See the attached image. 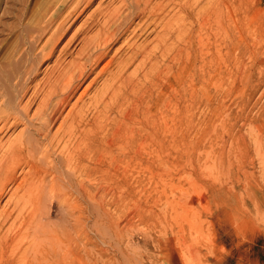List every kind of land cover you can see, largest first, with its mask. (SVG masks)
<instances>
[{
	"label": "rangeland",
	"instance_id": "rangeland-1",
	"mask_svg": "<svg viewBox=\"0 0 264 264\" xmlns=\"http://www.w3.org/2000/svg\"><path fill=\"white\" fill-rule=\"evenodd\" d=\"M73 1L0 0V128L9 119L7 130L0 131V165L14 142L23 136L31 140L32 145L34 142L35 153L45 163L42 165L51 162L44 183L48 186H44L35 200L38 209L36 218L33 217V221L48 232V264H264V0H195L194 3V0H180V3L154 0L152 6L143 5V9L152 10L151 14L146 13L152 17L136 16L134 25L114 46L109 58L103 60L71 96L61 116L63 118L75 104L80 108L89 103L103 86L107 75L99 74H104V65L124 37L123 42L137 44V49L147 45V49L151 46L150 50L157 53L158 47L164 49L171 39H176L174 48L166 50L167 57H160L165 62L158 60L162 64L157 63L153 72L156 76L152 75L157 84L154 91L158 83L162 86L157 88V93L153 90L151 94L138 92L140 107H129L128 123L121 125L112 140L117 148L97 141L95 163L84 162L76 171L65 165L59 153L48 158L43 156L48 145V128L40 129L39 134L38 127L48 119V110L42 114L40 107L47 100L49 83H53L57 73H62L73 59L80 41L85 35L91 37L96 32L95 20H89L94 9L97 11L94 13L107 14L121 6L122 0ZM136 6L132 4L131 10L124 7L122 11L134 12L139 9ZM189 8L194 16L180 21L181 29L177 27L176 36L173 34L172 38L165 33L166 21L176 19L174 16L185 18ZM156 11L166 19L164 24L152 20ZM86 21L93 27L83 35L79 30ZM60 25H66L64 36L59 41L54 38L49 42L55 27ZM156 34L158 39H155ZM161 34L164 41L160 40ZM49 49L53 53L48 56ZM173 53L177 54L176 59L171 57ZM59 56L62 62L57 61ZM138 60L135 63H139ZM95 77L97 80L93 82ZM157 99L163 102L157 103ZM20 110L28 118H24ZM36 111L40 112L39 116ZM145 114L147 117L143 118ZM61 116L51 125L50 134L57 132ZM31 124L32 129H29ZM153 126L159 127L157 134ZM117 128L109 131L107 138H111ZM143 128L147 130L143 133L149 141L161 143L160 151L152 145L139 154L136 149L121 153L118 147L126 146L128 134H137ZM22 130H29L26 134L31 135H27L30 139ZM97 136L101 137L99 140L104 138L103 134ZM119 154L123 159L133 158L126 170L116 162L109 165V156ZM85 171L90 175L94 172L93 181L86 179ZM18 172L19 178L9 183L7 191L1 195L0 213L4 208L13 209L17 198L11 194L28 168L22 166ZM79 182H83V186ZM92 192L97 194L98 200L88 198Z\"/></svg>",
	"mask_w": 264,
	"mask_h": 264
},
{
	"label": "bare ground",
	"instance_id": "bare-ground-1",
	"mask_svg": "<svg viewBox=\"0 0 264 264\" xmlns=\"http://www.w3.org/2000/svg\"><path fill=\"white\" fill-rule=\"evenodd\" d=\"M153 1L154 0H147V1H144V2H143V0H122V3H120L121 6L118 5L119 7L117 9H115V7H114L115 10H111L110 11L106 7L105 9L110 11V12L108 11L107 14L101 13L102 11L100 13L99 12L98 13H94L96 11L94 9V12H93L94 14L92 13L90 18L88 17L91 22H93L92 20H95L94 21V23H95L94 26H95V28L97 27V30L94 33V35L91 36V37L90 36L88 37L87 32L90 31L92 29V27H93L92 25L89 26V24L91 22L89 23L88 21H86L84 23L83 27L79 30V32H81L82 34L86 33L87 36L85 35V37H83V39L81 38L82 40L79 39V40H81L80 41L81 42L80 43V47L79 48L77 47L78 50H76V52L73 51V52H75V54L73 53L75 55V56H73V59L69 63L66 61L68 64L65 66L64 71L62 73H60V74L57 73L55 81L53 80L54 81L53 83L52 82L49 83L50 85H49L48 93L46 92L48 94L47 95V100H45V101L42 100V101H44V103L42 104V107H40V108H42V112L40 110V112L42 114L46 113L45 111L48 110V116H47L48 119H46L45 118L46 116L44 115V119H46V122H41L40 123L41 126L38 127L39 128L38 131L40 132L39 134H41L40 129H42V128H46L47 129L48 128V136H47L48 137V139H47L48 140V145L46 144L47 147L44 148V150H43L44 151L43 156L45 158H48V156L52 157L54 154L59 153V154L62 155L61 157H63L62 161L65 163V165L67 167H69L70 170L73 169L72 171H76V169L81 164H83L84 162H87V163H90V164L91 163H95V149H96L95 146L97 145V141L100 144H102V142L104 143V141H105L108 146H112V145L115 146V144H114V142H112V140L115 139L114 138L115 137V133L120 132L119 129H120L121 125L128 123V121H127L128 117L127 116H128V114L130 112H128V114H126V113H127V111H129V107H132V108L135 107L136 108L137 106H139V100L137 99L138 97L136 96L137 93L138 92H143V94L144 93H150L151 94L152 90L154 91V89H153L154 85L156 86L157 84H156V81L152 78L153 77L152 75L155 74L153 72L155 71L157 63L165 62V61H161L160 57H162V56H166L167 57L166 54L168 53V51H166V50L169 49L170 47L172 48V46L175 44L176 39H174L175 41L173 39H171V42L168 44V47L165 46L166 42L165 43L163 42L162 44H164L163 46H165L164 49L161 48V46H160L161 44L159 43L160 47L157 46L159 48V53H157L156 51L153 52V51L150 50L151 46L149 47V49H147V45H145L146 48L144 47V48H141V49H137L135 47L137 44L136 45L134 43L130 44L129 43L130 41L126 42V40H125L126 43L123 42L124 39L126 38V37H124L121 45L119 47H117V49L114 51V53L111 56V58L104 65V69H102L104 74H99V76L107 75L106 79L103 82V86L96 91V93L92 96V98H90L89 103L83 104L80 108H78V104H75L72 108L69 109V111H67L68 112V113H66L67 115L63 114V118L61 116L62 115V110L68 105L69 101L71 102V99H72L71 96L73 94H75V91H77V89L86 80H88L93 75L92 73L94 72L95 68L103 60H105L106 58H109V56L112 54V51L114 50L113 49L114 46L121 41V39L124 36V34L127 31H129V29L131 28L132 25H134L133 23H134V19L136 18V16H139V15L146 16L147 12L148 13H150V12L152 13V10L148 11L147 8L143 9L142 6L143 5L152 6L151 4H153ZM177 1H179V3H180V0H177ZM92 2H93V0H88V3H92ZM161 2L159 1V3H161ZM181 2H182V0H181ZM192 2L194 3L195 0L192 1ZM192 2H191V4H192ZM183 3H185V1H183ZM132 4H136L139 9L136 8L134 10V12H129L131 10L130 6ZM156 4H157V2H156ZM56 6H54V7H56ZM99 6H100V4L98 5V7ZM162 6L164 8V5H162ZM75 7H76V5H75ZM124 7H125V9L126 8H130V10L128 9V12H126V14H125L126 10L124 12L122 11L124 9ZM165 7H167V6H165ZM53 9L55 10V8H53ZM155 9H156V7H155ZM161 10H162V7H161ZM105 11H103V12H105ZM163 11L164 10H162V12ZM157 12L158 11L154 12V13H156V17L152 18V20L154 22H161L162 23L166 19H164V16H162L161 13H159V12L157 13ZM169 12H170V10H169ZM78 13H80V12H78ZM165 13L167 14L168 12L165 11ZM165 13H164V15H165ZM179 13H180V10H179ZM66 14H67V12H66ZM71 14H73V13H71ZM96 14H98V16H96ZM150 14H148L146 16V17H148V19L152 17V16L149 17ZM174 14H172V15H174ZM176 15H177V13H176ZM95 16H96V19H95ZM100 16H101V18L104 19L103 21H101V18H99ZM185 16L186 17L183 18V19H179L180 16H174V17H176V19L170 16V19L173 18V20L172 19L171 20L167 19L169 21H166V24L164 25L166 27L165 33H169L171 35V37L173 38L172 35L176 32L175 30L177 29V27L181 29L180 23L185 21V20H189L191 18L192 10L190 8H189V10H188V12H187V14ZM67 17H69V16H67ZM144 19H146V18H144ZM74 20H75V18H74ZM52 21H55V20H52ZM62 21L64 22V18H63ZM144 21L145 20H143V22ZM190 21L188 23H186L188 26L191 24ZM150 22L154 23L152 21H150ZM151 23H149V25ZM139 24H140V22H139ZM163 24H164V22H163ZM182 24H181V26H182ZM57 25H59V23ZM65 26L66 25H60L57 28L55 27L56 30L52 33L49 42H51V40L54 39V38L56 40H58V41L60 39H62V37L64 36V33L66 32ZM156 26H157V23H156ZM149 27H151V26H149ZM191 27H192V25H191ZM161 29H163V26H162ZM136 30H134L135 31V35H136ZM189 30L191 31V29L188 28V31ZM142 31H144V30H142ZM159 31H160V29H159ZM163 31L164 30H162L161 32H163ZM158 32H155V33H158ZM75 33H77V32H75ZM137 33H139V32H137ZM165 33H163V34H165ZM178 33H179V31H178ZM182 33H183V31H182ZM186 33H188V32L186 31ZM190 33H189V35H190ZM130 34H131V32H130ZM158 34H156V38L155 39L159 38V36L157 37ZM170 35H169V37H170ZM183 35H185V34L183 33ZM161 36H162V34H161ZM163 36H162V39H160L161 41L165 40ZM130 37H129V39H130ZM136 37L137 36H135V38ZM181 38L179 36V39H181ZM133 39H134V37H133ZM186 39H188V37ZM146 40H147V38H146ZM160 40H158V42H161ZM134 41H136V40H134ZM134 41L132 40V42H134ZM156 42H157V40H156ZM176 43H177V41H176ZM186 45H188V44L186 43ZM140 46H141V44H139V47ZM178 46H179V44H178ZM48 47H49V43H48ZM65 47H67V46H65ZM154 48H156V47L154 46ZM173 48H174V46H173ZM65 49H67V48H65ZM175 49H177V48H175ZM182 49L183 48L181 46V50ZM125 51L126 52L128 51V53L125 54L124 53ZM176 52H178V51H176ZM52 53H53V50L49 49L48 56L52 55ZM68 54H70V53H68ZM173 55H174V53H173ZM173 55L171 57L173 59H176L175 56L177 54L174 55V56ZM166 57H164V58L166 59ZM187 57H186V62L188 63ZM59 58H60V56H59ZM139 58H141V59L138 60ZM159 59H160L161 62H158ZM137 60L139 61V63L137 62L138 64L135 63ZM57 61H61V58H60V60H57ZM189 62H191V61H189ZM134 63L137 64V65L135 66ZM57 64H59V63H55L56 66H57ZM161 64H159L158 66H160ZM181 64L185 65L186 63H182L181 62ZM59 65L62 66L61 64H59ZM133 65L135 67H134V69L132 68L133 69L132 71H130V69H131V67ZM164 65H166V64L164 63ZM164 65H163V67H164ZM59 67H57V68L59 69ZM112 67H114L116 69L112 70L111 69ZM166 67H167V65H166ZM182 67L184 68V67H187V66H183L182 65ZM54 68H52V70ZM164 69H165V67H164ZM189 70H190V66H189ZM57 71H59V70H57ZM60 71H61V69H60ZM179 71H180V68H179ZM179 71L176 72L177 75H179L178 74ZM172 72L174 73V71H172ZM105 73H107V74H105ZM51 74H52V72H51ZM54 74H53V76H54ZM157 74H160V73H157ZM171 75H175V74H171ZM51 76L52 75H50V78H51ZM154 76H156V75H154ZM164 76H163V78H164ZM184 76L185 75H183V77ZM189 76H190V74H189ZM167 77H165V78H167ZM159 79H160V76H159ZM159 79H158V81H159ZM185 79H186V77H185ZM96 80H97V78L95 77L93 79V82L96 81ZM91 85H92V83H91ZM160 86H162V85H160ZM160 86H159V83H158V86L156 87V91H157V88H159ZM160 90H158V93H159ZM85 91H88V88H86ZM156 91H154V92L157 93ZM160 92H162V91H160ZM34 94H36V93H34ZM138 96L140 98V95H138ZM154 96L155 95H153V97ZM165 96H166V94H165ZM43 99H45V97H43ZM160 99H162V98H160ZM163 99H165V97H163ZM160 101H162V100H160ZM160 101H158V99H157V103L160 102ZM145 102L147 104L148 101H145ZM164 102H165V100H164ZM142 103L143 102H141L140 104H142ZM150 105H151V103H150ZM39 106H41V105L39 104ZM155 108H156V106H155ZM148 109L145 110L146 111L145 113H147ZM21 110H20V113H22ZM38 110H39V108H38ZM134 110H136V109H134ZM158 110H160V107H159ZM162 110H163V108H162ZM23 111H24V109H23ZM141 111H140V113H141ZM16 112L19 113V110L16 111ZM24 112L22 113L23 115L25 114ZM38 112L36 111L35 113L38 114ZM138 112H139V110H138ZM17 113H14V114H17ZM2 114H4V112ZM22 114H19V115H22ZM164 115H162V116H164ZM38 116H39V114H38ZM58 116H61L60 118H62L61 124L59 123V127L57 128L58 129L57 132H54V134H50V132H49V130L51 129L50 127H52L51 125H53V123L58 119L57 118ZM64 116H65V118H64ZM140 116H142V114ZM35 117H33V118H35ZM145 117H147L146 114H145V116L143 118H145ZM149 117L150 116H148V118ZM24 118H28V117H25V115H24ZM41 118H40L39 121H42ZM134 119H135V116H134ZM137 119L138 118L136 116V120ZM150 119H152V118L150 117ZM159 119H160V117H159ZM143 120H145V119H143ZM7 121H9V119L6 120V123L3 124V126L0 128V131L4 130L8 126L7 125L8 124ZM16 121H19V120L16 118ZM163 121H165V120H163ZM24 122H26V121H24ZM136 122H138V121H136ZM30 123H31V121H30ZM148 123L150 124L149 120H148ZM166 123H168V122L166 121ZM20 124H23V123L21 122ZM155 124H157V123H155ZM172 124L174 125L173 122H172ZM32 125L33 124H31V128H29V129H32ZM153 125H154V123H153ZM158 125H160V124L158 123ZM14 126H16V125H14ZM37 126H36V128H37ZM116 126L118 128H117L116 131L113 132V136L111 138H107L109 131L113 130ZM147 126H148V124H147ZM27 127H29V126H26L25 128H27ZM33 128L36 129L35 127H33ZM140 128H142V127L140 126ZM152 128H153L152 130L157 134V132L159 130V127L153 126ZM138 129H139V127H138ZM6 130H7V128H6ZM22 131L25 132V134H26L29 130L27 132L24 131V130H22ZM143 131L145 132L147 130L143 128L140 131H138L137 134H135V133L131 134L132 132L131 133L129 132L130 134H128V136H127L128 140H126V146H119L118 147L119 151H121V153H122V152L126 151L127 149H130V150H135L136 149L135 150L136 153L139 154L140 152L144 151L145 149L147 150L148 147H150L152 145L155 146L156 150L160 151V149L162 148L161 143H159V142L156 143V142H153V141L152 142L149 141V138L144 135ZM42 132H44V131H42ZM45 132H47V130ZM263 132H264V130H263ZM98 133L99 134H103L104 138L99 140L101 137L97 136ZM259 133L261 134V131H259ZM28 134H29V132H28ZM28 134H26V137H28V136L31 137V135H28ZM30 134H31V132H30ZM33 135H35V134H33ZM44 135H47V134L45 133ZM34 138H36V137H34ZM41 138H42V136H41ZM27 139H30V138L28 137ZM109 139H111V140H109ZM131 141H132V143H131ZM41 143L42 142H40V144ZM43 144H45V143H43ZM130 144H133V145L128 147V145H130ZM33 145H34V142H33ZM33 145H32L31 140H26V138H24V136L22 138H20L19 140H16L14 142V144L11 146L9 152L7 153L5 162L0 165V200H1V195H3L4 192L7 191L8 184L11 183V182L16 181L19 178L17 176V174L19 173L18 169L20 167H22V166L28 168V172L27 173L24 172L25 174L23 173L24 174V178H23V180L21 179L22 182L13 190V192L11 194L12 196H16V198H17L16 202L14 203L13 209L12 210H8V209L4 208L2 210V212L0 213V264H48V239H46L47 235H48V232L43 230V228L41 227L40 224H38V223L36 224L33 221L34 220L33 217L36 216L35 215L36 214L35 211H37V209H38L37 208V202H35V200L38 199L37 196L39 194L41 195L42 192L45 189L44 188V186H45L44 183H45V180L48 177V167L51 166L50 165L51 162L49 163V165L46 164V166H44L45 163H42L40 161L41 159L38 158V154L35 153V150L37 151V149L35 148V145H34V147H33ZM38 146H40V145H38ZM97 147H99V145ZM113 150H114V148H113ZM109 155H110V151H109ZM121 155L119 154L118 156H114V155L109 156V158H110V160H108L109 161V165H113L116 162V163H118L119 166L124 167L125 170H126L127 168H129L131 166V164L133 162V158L132 159H129V158H127V159L124 158L123 159V158H121ZM49 161H51V160H49ZM100 161H99V163H100ZM2 162H3V160H2ZM46 162L48 163V161H46ZM41 163L44 164V165H42ZM155 163L156 162H154V165H155ZM56 165H58V164H56ZM87 166H89V165H87ZM80 169H82V168H80ZM90 171L88 170L89 173H90ZM86 172L87 171H85V173ZM93 173L91 175L90 174L86 175V179L88 181H91L93 179V178H91ZM95 176L96 175L94 174V177ZM75 179L77 180V177H75ZM78 179H80L79 176H78ZM95 179L96 178H94V180ZM53 181H54V179H53ZM79 184H80V182H79ZM80 185L83 186V182H81ZM47 186H45V187H47ZM19 191L23 192L22 195H20ZM88 198L90 200H98L99 199L97 194L93 193V192H92V194L89 195ZM8 202L10 204V201H8ZM65 258H67V256Z\"/></svg>",
	"mask_w": 264,
	"mask_h": 264
}]
</instances>
